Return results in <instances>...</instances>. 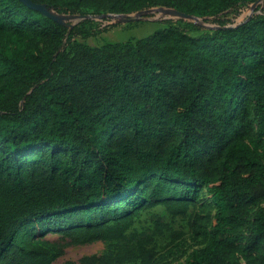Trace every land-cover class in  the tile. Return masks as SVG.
<instances>
[{"label":"trees","instance_id":"trees-1","mask_svg":"<svg viewBox=\"0 0 264 264\" xmlns=\"http://www.w3.org/2000/svg\"><path fill=\"white\" fill-rule=\"evenodd\" d=\"M112 21L163 28L85 43ZM202 189L210 242L178 264H264V0H0V264L122 243ZM152 243L77 264H155Z\"/></svg>","mask_w":264,"mask_h":264},{"label":"rangeland","instance_id":"rangeland-1","mask_svg":"<svg viewBox=\"0 0 264 264\" xmlns=\"http://www.w3.org/2000/svg\"><path fill=\"white\" fill-rule=\"evenodd\" d=\"M245 8L243 11H246ZM112 28L96 38H90L85 43L98 48L104 44L134 42L151 35L156 30L163 28L155 22H140L133 24H116L111 22ZM29 168L28 165H23ZM215 213L205 190L198 191L195 199L190 201L185 217L172 218L163 206L141 212L132 228L127 232V240L122 243H94L84 246H67L63 249V255L51 264H77V261L86 256H99L108 252L118 251L124 243H130L144 236H152L153 243L150 249L153 252L155 264H178L183 262L193 251L205 247L210 242L212 220ZM198 215L202 218L196 230L191 228V219ZM254 212L249 217L252 223ZM156 224L164 226L161 232H156ZM50 246L60 248L68 240H62L59 235H47ZM126 264H139V261H131Z\"/></svg>","mask_w":264,"mask_h":264},{"label":"water","instance_id":"water-1","mask_svg":"<svg viewBox=\"0 0 264 264\" xmlns=\"http://www.w3.org/2000/svg\"><path fill=\"white\" fill-rule=\"evenodd\" d=\"M40 9H42V8L40 7ZM103 17H106V16H99V15H83V16L78 17V19H79V20H86V19H100V18H103ZM182 17L187 18V19H192V17H189V16H184V15H182Z\"/></svg>","mask_w":264,"mask_h":264}]
</instances>
